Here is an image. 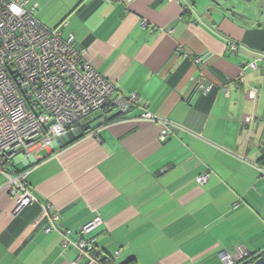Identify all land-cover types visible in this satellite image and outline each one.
Segmentation results:
<instances>
[{"label": "crops", "instance_id": "obj_1", "mask_svg": "<svg viewBox=\"0 0 264 264\" xmlns=\"http://www.w3.org/2000/svg\"><path fill=\"white\" fill-rule=\"evenodd\" d=\"M19 1L62 39L72 35L116 92L67 143L13 160L9 173L22 175L33 205L14 213L0 174V264H87L86 255L74 263L79 251L62 234L75 241L94 219L85 238L98 264L264 253V16L252 24L211 0ZM131 93L137 103L121 113L113 101ZM145 112L154 121H141ZM45 207L57 217L49 231Z\"/></svg>", "mask_w": 264, "mask_h": 264}, {"label": "built area", "instance_id": "obj_2", "mask_svg": "<svg viewBox=\"0 0 264 264\" xmlns=\"http://www.w3.org/2000/svg\"><path fill=\"white\" fill-rule=\"evenodd\" d=\"M118 2L121 0H103ZM129 1V0H125ZM19 0H0V174L7 179L10 195L15 197L14 213L36 202L31 191L21 183L22 175H11L13 160L30 152L50 148L64 137L80 120L105 107L116 92V86L82 60L81 51L73 45L74 38L60 37V29L49 30L40 24L33 13L36 6L24 8ZM19 9V12L14 11ZM237 46L231 44L235 53ZM200 58L194 60L199 64ZM199 91L207 93L210 85L200 84ZM257 89H253L256 93ZM137 103L134 93L118 96L113 105L124 113ZM141 121H154L148 112ZM169 135L160 132V140ZM207 175L197 178L199 184ZM51 226L56 215L45 207ZM101 224L94 219L84 225L71 241L70 232L62 234L63 247L73 245L79 251L74 263L85 255L87 264H98L90 256L94 240L85 235ZM239 252L237 259L221 255L224 264H247L252 257Z\"/></svg>", "mask_w": 264, "mask_h": 264}, {"label": "water", "instance_id": "obj_3", "mask_svg": "<svg viewBox=\"0 0 264 264\" xmlns=\"http://www.w3.org/2000/svg\"><path fill=\"white\" fill-rule=\"evenodd\" d=\"M211 2L214 3L219 9L232 15L245 18L249 21H251L252 18L243 15L244 10L254 13L260 12V16H262L264 13V0H211ZM63 138L67 143L68 139L65 137ZM247 264H264V256L258 257Z\"/></svg>", "mask_w": 264, "mask_h": 264}, {"label": "rangeland", "instance_id": "obj_4", "mask_svg": "<svg viewBox=\"0 0 264 264\" xmlns=\"http://www.w3.org/2000/svg\"><path fill=\"white\" fill-rule=\"evenodd\" d=\"M259 11V10H258ZM260 12H250V11H246V10H244V12H243V15H245V16H247V17H251L252 18V20L250 21V23H256L259 19H261L262 18V16H264V13H263V15L262 16H260V14H259ZM259 14V15H258ZM249 21V20H248Z\"/></svg>", "mask_w": 264, "mask_h": 264}, {"label": "trees", "instance_id": "obj_5", "mask_svg": "<svg viewBox=\"0 0 264 264\" xmlns=\"http://www.w3.org/2000/svg\"><path fill=\"white\" fill-rule=\"evenodd\" d=\"M262 256H264V253L256 255V256H253L252 257V261L257 259L258 257H262ZM95 258H97L101 264H105L102 259L98 258L97 256Z\"/></svg>", "mask_w": 264, "mask_h": 264}, {"label": "snow or ice", "instance_id": "obj_6", "mask_svg": "<svg viewBox=\"0 0 264 264\" xmlns=\"http://www.w3.org/2000/svg\"><path fill=\"white\" fill-rule=\"evenodd\" d=\"M14 11L19 12V9H14Z\"/></svg>", "mask_w": 264, "mask_h": 264}]
</instances>
